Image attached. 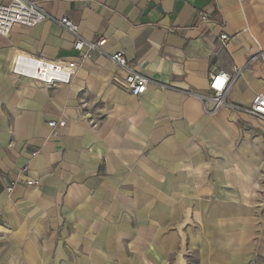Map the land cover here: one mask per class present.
I'll list each match as a JSON object with an SVG mask.
<instances>
[{"label":"crops","instance_id":"obj_1","mask_svg":"<svg viewBox=\"0 0 264 264\" xmlns=\"http://www.w3.org/2000/svg\"><path fill=\"white\" fill-rule=\"evenodd\" d=\"M30 1L48 18L0 35V221L6 227L0 228V253L9 243L8 264H165L185 239L200 249V264H212L201 249L208 240L200 228L168 227L174 211L187 214L184 208L194 206L201 212L202 201L210 209L201 197L225 191L217 182L221 191L182 194L175 183L204 180L192 160L197 153L211 158L200 150L203 143L217 140L212 158L221 157L226 147L238 152L249 132L264 152V120L242 110L264 94V0ZM63 17L80 37H105L106 43L90 52L70 85L48 88L14 75L19 53L79 58ZM222 33L231 36L227 47ZM119 50L150 78L146 93L132 96L114 81L123 70L109 54ZM219 70L235 79L228 105L208 112L201 96L211 93V74ZM59 116L68 122L52 130L48 121ZM193 145L197 150L189 153ZM237 163L238 175L224 167L223 173L241 198L225 202L231 211L248 212L260 194ZM18 176L40 182L18 183L9 192Z\"/></svg>","mask_w":264,"mask_h":264},{"label":"rangeland","instance_id":"obj_2","mask_svg":"<svg viewBox=\"0 0 264 264\" xmlns=\"http://www.w3.org/2000/svg\"><path fill=\"white\" fill-rule=\"evenodd\" d=\"M32 85L34 86V84ZM211 94L212 93L208 95L209 98L207 99V102L211 101ZM209 106L211 107L212 103ZM242 110L246 112L245 109ZM260 133L261 132L259 131H254L253 135L257 136ZM223 137H225V134L220 132V139H223ZM259 142H261L259 138L252 140L249 132H246V136L244 137L242 144L238 147V152L226 147L224 148L225 154L219 153L222 158L217 156L212 158L214 153L213 150L220 147L217 140L213 143V145L203 143L200 150L203 151L206 157L211 156V158L206 159L202 153H197L194 155L192 160L194 163V172L197 175L202 176V178H199H201V180L204 178V180H200V183H198L199 181H196V179L192 181L179 180L175 183L177 188L176 190L179 191V193L182 191V194H184V191L188 189H184L185 184L192 185L194 187L190 188L191 191H197V189L198 191H225V195H223L222 192H219L217 194L212 193L206 197H201L209 203H212L210 209L208 204L202 201L204 210L199 208L202 210L201 212L196 211L197 208L194 206L193 209L191 207L184 208V210L187 211V214H185L182 209L174 211L173 216L175 218L172 217L171 221H174V219L175 221L168 227L169 230H175L176 226H178L181 231L182 228L185 230L184 225L189 223L193 226V231L200 228L199 230L202 231L203 235L208 240V242L204 244L201 249L210 253L213 258L211 261L212 264H232L233 257L241 259L239 260V263L238 261H234V264H264V152L260 147ZM233 144H237L236 135ZM187 150L189 153H193L197 150V148L193 145L187 147ZM218 150L222 152V148H219ZM230 159L233 161V164ZM239 160L246 161L252 167L257 165L258 170L260 171L259 173V171H256V168L254 167L256 171V179L259 184L256 191L260 195L257 196V202H254V200L252 201L254 202L253 208H251L248 212L245 209H241V211L239 210L240 212H238L237 209H234L235 212L231 211L232 208L229 207L225 201H235V199L239 200L241 198V191L236 189L235 192H232L234 190V186L231 183L225 184L223 182V175L220 174L221 169L218 168V163L222 162L221 164H223V167L228 174H237L239 170L237 162ZM215 161H217V175H215ZM217 182L220 185L219 187H221V190L219 189ZM178 184L183 189H181ZM187 191L190 190L188 189ZM213 207H215L216 210H214ZM193 210H195V212H193ZM221 210L223 212H221ZM193 213H195L194 216ZM161 214L164 215L167 213L162 212ZM229 223H233L231 224V227L228 225L225 226ZM11 246L7 243L5 247H3V250L0 253V264H8V260L4 257ZM198 251H200V249L197 246H191V244L186 243V240L184 239L178 245V249L175 253L166 259L165 264H200V261L198 260ZM227 253H230V255L233 254L231 259L223 258V256Z\"/></svg>","mask_w":264,"mask_h":264},{"label":"built area","instance_id":"obj_3","mask_svg":"<svg viewBox=\"0 0 264 264\" xmlns=\"http://www.w3.org/2000/svg\"><path fill=\"white\" fill-rule=\"evenodd\" d=\"M203 22H208L209 17L206 13H201ZM48 18L46 10L39 7L35 1L30 0H1L0 2V35L7 36L15 25L35 26ZM61 25L73 35L76 36L73 42L74 49L78 50L80 56L78 59H47L43 57L31 56L27 54H17L12 62L11 71L16 76H25L33 80L37 85L41 82L43 87L60 88L70 85L83 67V61L90 56L92 50L103 46L107 39L101 37L96 41H88L78 35V27L70 19L63 17L59 20ZM231 36L227 33L220 35L222 47H227ZM110 59L123 70V75H115L114 81L132 96H139L146 93L150 78L141 72L135 70L128 60L123 50L109 54ZM38 74V77L33 72ZM240 71L238 66L232 68L236 74ZM234 75L225 70H219L211 74L209 90L211 91L212 107L205 102V109L208 112H215L220 108L228 105L227 93L230 85L235 79ZM207 100L208 96H201ZM249 115L259 117L264 120V94L257 93L254 95L250 105L245 107ZM67 119L59 116L57 119L48 121L52 130L65 126ZM96 126V124H94ZM33 153V155H35ZM40 181L32 179H23L16 177L11 185L7 188L9 192L13 190L14 185L18 183L37 184ZM5 228L3 221H0V228Z\"/></svg>","mask_w":264,"mask_h":264},{"label":"bare ground","instance_id":"obj_4","mask_svg":"<svg viewBox=\"0 0 264 264\" xmlns=\"http://www.w3.org/2000/svg\"><path fill=\"white\" fill-rule=\"evenodd\" d=\"M213 105V104H212ZM212 107V106H211ZM246 140V139H245ZM249 148H250V146H249ZM252 148V147H251ZM241 154V153H240ZM241 158V157H240ZM244 159H246V158H244ZM253 160V159H252ZM259 160H260V157H259ZM240 161V164L242 165V167L245 169V171L247 172V174H248V176H249V178L251 179V182H252V184H253V187L254 188H257L258 186H259V184H258V182H257V179H256V174H255V172L258 170V167H257V165H254V167L256 168V171H255V169H254V167H252V166H250V164H248L246 161H244V160H239ZM255 162V161H254ZM261 162V161H260ZM259 165V164H258ZM218 168H220L221 169V171H220V174H222L223 175V182L225 183V184H228L229 182L227 181V179L225 178V176H224V173H223V165L221 164V163H218ZM259 171V170H258ZM258 173V172H257ZM259 173H260V171H259ZM179 185V184H178ZM233 185V184H232ZM234 186V190L232 191V192H235L236 191V189H238L239 191H240V189H239V187L237 186V185H233ZM186 188H188V189H190V186H184V189H186ZM227 188V187H226ZM183 189V188H182ZM235 201H238L237 199H235Z\"/></svg>","mask_w":264,"mask_h":264}]
</instances>
